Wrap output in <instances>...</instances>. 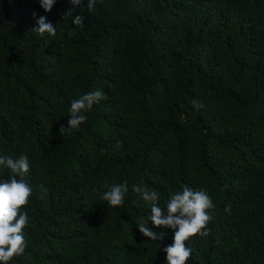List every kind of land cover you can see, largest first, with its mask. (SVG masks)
Listing matches in <instances>:
<instances>
[{
	"label": "trees",
	"instance_id": "trees-1",
	"mask_svg": "<svg viewBox=\"0 0 264 264\" xmlns=\"http://www.w3.org/2000/svg\"><path fill=\"white\" fill-rule=\"evenodd\" d=\"M81 7L83 28L62 20L70 0L50 12L0 0V156L26 155L33 189L27 246L7 264H166L174 230L139 232L161 229L133 184L165 209L185 185L212 199L186 264H264V0H82L73 16ZM40 16L54 37L33 30ZM98 89L86 122L60 134L70 102ZM124 181L122 206L101 199Z\"/></svg>",
	"mask_w": 264,
	"mask_h": 264
},
{
	"label": "clouds",
	"instance_id": "clouds-1",
	"mask_svg": "<svg viewBox=\"0 0 264 264\" xmlns=\"http://www.w3.org/2000/svg\"><path fill=\"white\" fill-rule=\"evenodd\" d=\"M40 7L45 12H50L56 0H39ZM97 0H86V8L92 9ZM72 8L62 14V20L71 19L75 26L84 27V8L81 7L80 15L73 16L75 8L81 6L82 0H70ZM35 13L33 16L35 17ZM37 31L41 36L45 33L55 36L56 25L47 21L46 16H40L36 20ZM70 36L74 31H69ZM104 99L101 90H95L81 95L78 99L70 102L67 126L61 125L60 134H71L75 129L86 122L87 113L95 104ZM193 106L199 109L202 105L198 101H193ZM0 166L10 170L11 177L6 181L0 180V262L7 264L13 257L21 256L27 243L25 241L23 229L29 222L27 212H21V208L27 205L33 189L23 178L30 169V161L26 155L21 154L17 158L3 155L0 156ZM16 177H20L17 179ZM41 188L43 186L41 185ZM107 189L103 192L101 199L113 207L122 206L125 195L129 191L127 181L120 184H104ZM132 191L139 194L143 201L150 203V215L148 219L154 227L161 229L154 232L148 226L137 225L139 232L150 239V241H162L167 233L163 229L173 231L172 244L163 248L166 253V264H186L189 260L192 249L187 247L185 241L195 235L207 236L210 229L207 225L214 218V204L210 196L202 189H192L185 185L180 192L169 196L166 209L159 206V193L149 190L141 184H133Z\"/></svg>",
	"mask_w": 264,
	"mask_h": 264
}]
</instances>
